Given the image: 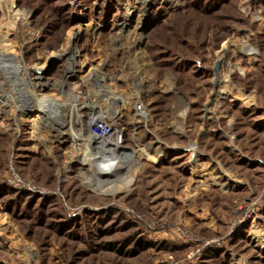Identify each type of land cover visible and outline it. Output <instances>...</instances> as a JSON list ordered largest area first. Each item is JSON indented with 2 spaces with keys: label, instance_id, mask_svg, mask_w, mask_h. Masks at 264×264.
<instances>
[{
  "label": "rangeland",
  "instance_id": "obj_1",
  "mask_svg": "<svg viewBox=\"0 0 264 264\" xmlns=\"http://www.w3.org/2000/svg\"><path fill=\"white\" fill-rule=\"evenodd\" d=\"M8 6L0 32L60 100L83 106L82 75L105 63L131 108L100 131L139 163L95 192L82 159L66 168L72 139L46 147L32 112L0 127V264H264V0H0V23Z\"/></svg>",
  "mask_w": 264,
  "mask_h": 264
},
{
  "label": "bare ground",
  "instance_id": "obj_2",
  "mask_svg": "<svg viewBox=\"0 0 264 264\" xmlns=\"http://www.w3.org/2000/svg\"><path fill=\"white\" fill-rule=\"evenodd\" d=\"M146 1L140 0L141 3ZM11 14L8 6L3 17L6 22L0 23V31L3 27L14 28L8 19ZM127 20L128 17L121 24L122 34L128 26ZM244 47L247 53L254 50L249 43ZM58 55L70 66L78 57L72 46ZM70 69L73 70V66ZM55 80L49 73L48 65H27L20 48L14 43V37L0 32V127L21 129L19 114L28 109L27 105H35L34 115L29 118L34 136L44 141L48 148L54 139H72L73 150L68 153L66 168H71L75 159H82L77 176L83 185L95 192L117 194L133 182V174H129V171L139 163V159L135 148H115L116 142L110 139L111 134L100 131V122L112 125L114 133L121 130L123 126L120 120L131 108L129 95L115 89L113 76L107 73L105 63L91 67L82 75L80 83L92 86L90 97L81 103L83 106L76 95L64 101L37 88V85L51 83L59 86ZM58 86L59 91L64 93L77 90L73 85L68 91ZM147 156L153 161L158 160L155 154L149 153Z\"/></svg>",
  "mask_w": 264,
  "mask_h": 264
},
{
  "label": "built area",
  "instance_id": "obj_3",
  "mask_svg": "<svg viewBox=\"0 0 264 264\" xmlns=\"http://www.w3.org/2000/svg\"><path fill=\"white\" fill-rule=\"evenodd\" d=\"M49 70H50V68H49ZM50 73V72H49ZM51 74V73H50ZM53 77V76H52ZM50 85H52V83L50 84ZM50 85H37V88L39 89V90H41V92H44V93H49V94H53L54 95V93H50V92H47V91H45L44 89H45V87H47V86H50ZM36 88V87H35ZM138 107L139 108H142V105L141 104H139L138 105ZM27 110H25V111H22V117L23 116H25V114H29L30 112H32V114H31V116H33L34 115V110H36V106L34 105V106H31V105H27ZM31 116H29L28 118H30ZM105 125H106V123H104ZM101 127H103V124H102V126ZM110 131H112V129L110 130H106V131H104L105 133H109ZM110 134H111V132H110Z\"/></svg>",
  "mask_w": 264,
  "mask_h": 264
}]
</instances>
